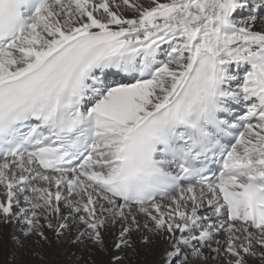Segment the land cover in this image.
<instances>
[{
	"label": "snow or ice",
	"instance_id": "obj_1",
	"mask_svg": "<svg viewBox=\"0 0 264 264\" xmlns=\"http://www.w3.org/2000/svg\"><path fill=\"white\" fill-rule=\"evenodd\" d=\"M258 9L264 0H0L11 238L42 247L48 230L104 249L115 229L117 252L134 232L161 240L159 264H264Z\"/></svg>",
	"mask_w": 264,
	"mask_h": 264
},
{
	"label": "bare ground",
	"instance_id": "obj_2",
	"mask_svg": "<svg viewBox=\"0 0 264 264\" xmlns=\"http://www.w3.org/2000/svg\"><path fill=\"white\" fill-rule=\"evenodd\" d=\"M246 12L248 9H238L233 13V18H242L247 15ZM126 15L130 16L131 13H126ZM260 15H264V12ZM257 27L261 25L258 23ZM162 48H166V45ZM229 68H237L236 71L240 77L245 71L244 66L231 65ZM229 106L238 114H242L244 110L243 105L230 103ZM115 231L114 229L113 234L104 233V249L90 242L74 245L70 243V233H67L68 237L63 236L58 240L55 233L48 230H46L47 242L42 241V247H39L32 244L35 237L25 239L20 236L19 232L16 233L20 236L19 241H14L11 238V226L0 225V264H112L114 255L122 257L120 264H159L160 254L164 247L161 240L153 237L151 244H143L139 242V234L134 232L132 233L133 245L117 252L113 248ZM34 252H41L42 257L35 256ZM192 264H199V261H193ZM209 264L213 262L209 261Z\"/></svg>",
	"mask_w": 264,
	"mask_h": 264
},
{
	"label": "rangeland",
	"instance_id": "obj_3",
	"mask_svg": "<svg viewBox=\"0 0 264 264\" xmlns=\"http://www.w3.org/2000/svg\"><path fill=\"white\" fill-rule=\"evenodd\" d=\"M258 12H259V14L260 13H263L264 12V9H258ZM246 14H248V12H246ZM233 70H234V72H233ZM237 68L236 69H232V68H229V72L231 73V74H234V75H236L237 77H240L238 74H237ZM235 83L236 82H231V86L232 87H235ZM64 237H68L67 236V233H65V235H64Z\"/></svg>",
	"mask_w": 264,
	"mask_h": 264
}]
</instances>
